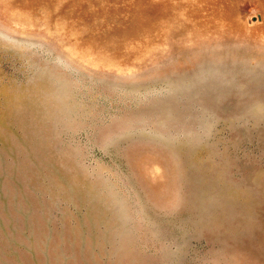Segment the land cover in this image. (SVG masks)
Instances as JSON below:
<instances>
[{
  "label": "rangeland",
  "instance_id": "rangeland-1",
  "mask_svg": "<svg viewBox=\"0 0 264 264\" xmlns=\"http://www.w3.org/2000/svg\"><path fill=\"white\" fill-rule=\"evenodd\" d=\"M0 264H264V0H0Z\"/></svg>",
  "mask_w": 264,
  "mask_h": 264
}]
</instances>
